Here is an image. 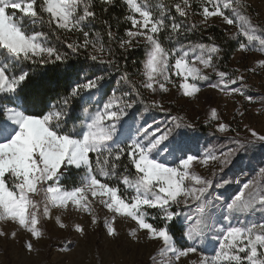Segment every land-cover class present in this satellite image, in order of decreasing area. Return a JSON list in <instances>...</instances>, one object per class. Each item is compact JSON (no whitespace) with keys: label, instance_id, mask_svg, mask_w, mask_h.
<instances>
[{"label":"snow or ice","instance_id":"obj_1","mask_svg":"<svg viewBox=\"0 0 264 264\" xmlns=\"http://www.w3.org/2000/svg\"><path fill=\"white\" fill-rule=\"evenodd\" d=\"M196 2L202 9L200 23L207 24L210 17L220 16L224 23L234 24L237 29L231 39L243 38L239 40V50L264 53V27L252 21L243 0ZM102 3L111 5L113 0ZM124 3L128 9L124 19L131 27L125 30L127 39H121L120 48L127 51L143 40L142 80L138 86L124 73L122 79L130 90L118 95L114 89L104 99L106 75L89 78L88 70L68 66V54L50 43L59 30L82 33L83 42L67 43V48L77 53L80 48L91 47L90 60L113 64L114 59H103L105 53L114 56L113 50L105 48L99 35L85 31L86 22L96 18L93 0H0V93L14 95L33 75L26 67L29 64L36 67L61 63L65 64V72L84 73L68 95L43 115L26 114L17 107L3 109L6 119L0 121V220L11 221L30 234L32 239L24 247L31 253L35 251L33 240L42 238V223L52 219L53 209L87 214L96 225L99 216L94 204L99 203L112 214L103 221L108 237L119 236L115 228L117 217L130 219L136 227L128 235L136 238L142 232L146 239L162 242V264H180L182 258L187 259L198 249L199 261L189 260L188 264H264V220L248 219L256 212L264 213V167L243 183L230 200L212 194L214 187H225L230 181L214 185L212 178L195 171L197 164L208 168L218 163L219 173H223L238 153L256 144L264 147V135L248 128L251 139L233 137L230 139L235 147L219 155L209 148L197 156L190 154V138L183 131H195L194 124L171 116L170 126L141 127L140 120L133 121L129 112L136 104H142L145 113L151 109L163 111L159 101L141 99L139 88L166 93L167 84L172 83L170 74L182 78L179 88L183 96L194 97L200 91L199 82L210 79L206 69L218 77V82L210 87L252 101L253 97L245 92L244 76L233 78L229 72L219 70L214 61H219L222 49L215 42L179 44V39L198 25L175 22L164 3ZM221 3L230 15L222 10ZM192 4L193 0H179L171 7L181 17H187ZM165 32L168 34L162 40ZM108 35L111 39V31ZM165 41L178 46L165 47ZM257 63L264 66V59ZM133 95L136 99H131ZM211 117L218 118L215 109L211 110ZM216 130L234 131L223 122L216 125ZM125 157L127 163L122 164ZM73 172L77 180L68 188L63 180ZM219 173L214 171L213 176ZM150 211L159 216L150 217ZM150 219H159L163 226L149 222ZM55 221L60 228L68 227L60 216ZM174 221L181 223V238L190 246L176 245L170 234ZM74 229L86 234L80 224H75ZM7 235L0 231V236ZM209 244L218 247H214L213 254L205 255L203 249Z\"/></svg>","mask_w":264,"mask_h":264},{"label":"rangeland","instance_id":"obj_2","mask_svg":"<svg viewBox=\"0 0 264 264\" xmlns=\"http://www.w3.org/2000/svg\"><path fill=\"white\" fill-rule=\"evenodd\" d=\"M176 1L179 2V0ZM243 2L248 6L247 14L252 21L264 27V0H243ZM221 7L226 15H230V10L223 9V3H221ZM210 10H212L211 7ZM201 12L199 4L193 0L189 16L198 24L202 26L217 25L231 35L237 32L234 24L224 23L220 16L210 17L207 24L200 23L203 20ZM136 43L143 44V40ZM261 59H264V53L255 49L249 51L238 49L231 59L230 66L235 74L232 77L244 76L243 83L247 85L245 92L253 97L252 101L245 100L244 96L239 94L227 95L218 88L210 87V84L218 82V77L212 73L211 69L205 70L210 79L206 82H199L200 91L194 97L182 95L179 88L182 78L174 74H170L172 83L167 84L169 91L166 93H153L143 88L146 101H159L163 107V111L155 109L160 115L155 116L154 119H156L151 123H146L144 127L147 125L161 128L170 126V117L179 116L195 126L199 123H209L216 129V125L223 122L234 129V131L221 133L224 139L219 141L214 136L199 138L198 143L196 142L197 149L190 152L197 156L209 148L214 149L219 155L221 152L227 151L229 147H235L230 139L233 137L242 140L251 139L248 128L264 135V66L257 63ZM9 95L11 94L0 93V97ZM212 109L216 110L217 119L211 117ZM249 150L251 151L247 153H238L233 158L234 163L229 165L223 173H219L218 163L210 165L208 168L199 164L195 166V171L212 178L214 185H223L224 181H230L225 187L218 189L214 187L213 196H219L222 200H230L243 183L255 176L259 168L264 167V147L256 144ZM214 171L219 174L213 176ZM94 209L99 216L96 225L91 223V218L87 214L71 209L68 211L53 209L52 219L44 220L42 223L44 232L42 238L39 241L33 240L35 251L31 253L24 247L25 242L32 239L30 234L19 229L18 225L11 221L0 220V231L8 234L7 237L0 236V264H162L164 257L159 252L162 247L161 241L148 240L142 232H138L136 238H133L128 233L136 227L135 222L121 217H117L115 220V228L119 236L112 239L107 236L103 223L104 218H111L112 214L99 203L94 204ZM57 216H60L61 222L68 227L60 228L55 221ZM248 219L259 222L264 220V213L256 212ZM75 224L82 225L86 234L81 235L76 232ZM12 233H15V236H12ZM214 247H218V245L209 244L207 248L203 249L204 254H213ZM200 251L201 249H198L197 253L189 254L187 259L182 258L180 264H188L189 260L198 262Z\"/></svg>","mask_w":264,"mask_h":264},{"label":"trees","instance_id":"obj_3","mask_svg":"<svg viewBox=\"0 0 264 264\" xmlns=\"http://www.w3.org/2000/svg\"><path fill=\"white\" fill-rule=\"evenodd\" d=\"M151 2L153 4L158 2L164 3L177 23L188 26L193 23L197 24L198 27L196 30L187 33L186 36L179 39V44L188 45L197 42L207 44L215 42L222 49V52L220 53L219 61L214 62L217 64L219 70L229 72L231 76L235 75L230 64L233 55L239 49L238 43L240 38L233 40L230 38L233 35L221 27L217 25L202 26L189 15L187 17H181L175 12V9L171 7L172 4L177 2L176 0H151ZM92 11L95 13L96 18L86 22L88 27L85 28V31L99 35L105 48L110 47L113 50L114 56H109L107 53L103 55L104 60L114 59L115 62L113 64H102L99 60H90L89 53L93 52L91 47L87 49L80 48L77 53H72V51L67 48V43H82L84 39L82 33L59 30L51 37L50 43L51 46H55L59 51L68 54L69 59L66 62L68 66H79L81 69L88 70L87 75L89 78L92 75H106L104 87L105 95L103 98L107 99V96L110 95L114 89L118 90V95L130 90V86L125 84L122 79L124 73H128L130 81L139 86L142 80L141 71L142 61L145 59V48L143 44L136 42L127 51L120 48L121 39H127L125 30L131 27L130 22L124 19L128 14V9L124 0H113L111 5L103 4L102 0H93ZM105 21H107V23H104ZM168 22L171 23V20ZM37 30L40 29L38 28ZM109 31L112 33L111 39L108 35ZM167 34L168 33L165 32L161 39L163 40L164 36H167ZM57 36L59 39L56 38ZM209 37H212V40H210ZM177 46L178 45L175 43H168L165 41V47L172 48ZM26 67H28L33 75L18 88L14 95L11 94L9 96L0 97V121L5 120V113L3 111L5 107H17L24 110L26 114L43 115L61 97L67 96L73 83L80 82L81 77L84 75L83 72L79 75L65 72V64L61 63L36 67L29 64ZM9 74L11 75V73ZM139 92L140 98L146 101L143 88H139ZM131 99H136V96L133 95ZM73 104H75V102H73ZM129 112L130 118L133 119V121L137 119L140 120L141 127H144L146 123H151L156 119H154L155 116L160 115L155 109H151L149 112L145 113L142 104L134 105L133 109H130ZM68 123L71 125L72 120L69 119ZM187 135L190 138L188 143L191 152L197 149L196 145L199 138L214 136L218 141L224 139L221 133L215 129L214 125L209 123L197 124L195 126V131L187 130ZM249 151L251 150L246 151V153ZM121 163H127V158H123ZM131 171L134 172L135 170L131 169ZM76 180L77 174L73 172L64 178L63 184L71 188ZM112 183H115V181H112ZM149 216L158 217L159 214L155 211H150ZM149 222L157 226H163L159 219L155 221L150 219ZM182 231L183 228L180 222H171L170 234L173 235L176 244L179 247H188L189 244L181 238Z\"/></svg>","mask_w":264,"mask_h":264}]
</instances>
